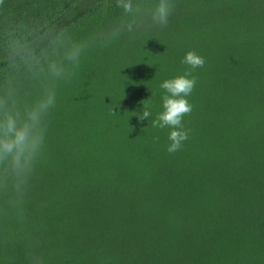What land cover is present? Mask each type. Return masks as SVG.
<instances>
[{
	"label": "trees",
	"instance_id": "trees-1",
	"mask_svg": "<svg viewBox=\"0 0 264 264\" xmlns=\"http://www.w3.org/2000/svg\"><path fill=\"white\" fill-rule=\"evenodd\" d=\"M171 2L162 27L133 0L106 43L132 18L117 0L0 3V121L55 92L23 202L0 190V264H264V0ZM189 50L205 63L169 153L152 121Z\"/></svg>",
	"mask_w": 264,
	"mask_h": 264
},
{
	"label": "clouds",
	"instance_id": "clouds-1",
	"mask_svg": "<svg viewBox=\"0 0 264 264\" xmlns=\"http://www.w3.org/2000/svg\"><path fill=\"white\" fill-rule=\"evenodd\" d=\"M0 3H3V0H0ZM117 6L123 9L125 17L132 18H121L108 31L95 34L92 42L106 43L123 31L135 30L139 23L137 17L142 11L141 5H134L133 0H117ZM173 7L171 0H157L148 11L152 21L163 27L167 26ZM86 47L88 44L79 45L71 50L70 59L75 65H78ZM182 62L189 65L191 71L186 70L183 74L161 83L160 87L166 92L162 97L163 110L152 121L153 127L170 129L168 138L171 143L167 147L169 153L180 150L183 142L188 138V130L184 128L182 120L192 111V105L187 99L196 85L192 71L203 67L205 60L195 50H189ZM54 104L55 92L50 93L45 101L29 112L26 119L20 120L12 113H7L0 121V190L7 192L11 188L15 196L13 203L23 202L28 181L44 144L45 117ZM150 115L149 107L145 105L143 112L137 116L138 119L145 120ZM34 261L35 264H42L39 258H34Z\"/></svg>",
	"mask_w": 264,
	"mask_h": 264
}]
</instances>
